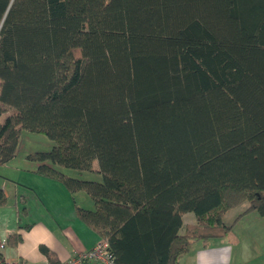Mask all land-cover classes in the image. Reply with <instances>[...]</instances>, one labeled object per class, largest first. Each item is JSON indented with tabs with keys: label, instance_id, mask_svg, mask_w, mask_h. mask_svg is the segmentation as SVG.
I'll return each instance as SVG.
<instances>
[{
	"label": "trees",
	"instance_id": "trees-1",
	"mask_svg": "<svg viewBox=\"0 0 264 264\" xmlns=\"http://www.w3.org/2000/svg\"><path fill=\"white\" fill-rule=\"evenodd\" d=\"M21 129L113 264H179L230 209L264 217V0H0V165Z\"/></svg>",
	"mask_w": 264,
	"mask_h": 264
},
{
	"label": "crops",
	"instance_id": "crops-1",
	"mask_svg": "<svg viewBox=\"0 0 264 264\" xmlns=\"http://www.w3.org/2000/svg\"><path fill=\"white\" fill-rule=\"evenodd\" d=\"M31 169L36 181L21 182L18 178L8 181L0 176V187L6 197V202L0 206L1 261L4 264L20 261L60 264L92 249L100 236L77 214V208L93 209L91 198L84 192L71 193L61 181L36 173L37 165ZM85 195L91 202L84 199ZM78 198H83V204ZM16 235L20 236L19 241L14 240ZM253 241L251 245L240 237L194 240L178 263L264 264V237ZM40 246L52 253V261L40 251Z\"/></svg>",
	"mask_w": 264,
	"mask_h": 264
},
{
	"label": "rangeland",
	"instance_id": "rangeland-1",
	"mask_svg": "<svg viewBox=\"0 0 264 264\" xmlns=\"http://www.w3.org/2000/svg\"><path fill=\"white\" fill-rule=\"evenodd\" d=\"M52 146L53 142L43 133L30 132L26 129H21L15 155L5 165L0 166V176L8 181L17 178L21 180V182L22 180L36 181L35 179L37 178H33L31 169L36 165V163L29 161L27 156L35 152H47L52 148ZM63 172L67 173L70 177L78 178L80 180H100L99 175L95 173L83 172L78 174L72 170H63ZM0 181L2 182V180ZM8 181L7 185L10 187L11 184ZM82 199L83 198H78V201L81 204H83ZM84 199H88V202H91L90 198L86 195L84 196ZM247 207L248 205L245 202L233 209H230L224 214L223 223L226 226L231 227L228 234L224 238L229 237V239H233V237H240L241 239H244L246 243L252 245L254 242L253 240L259 236L260 238H262V236L264 237V219H260L256 212L245 213ZM184 216V226L195 224V218L192 214H184Z\"/></svg>",
	"mask_w": 264,
	"mask_h": 264
},
{
	"label": "built area",
	"instance_id": "built-area-1",
	"mask_svg": "<svg viewBox=\"0 0 264 264\" xmlns=\"http://www.w3.org/2000/svg\"><path fill=\"white\" fill-rule=\"evenodd\" d=\"M3 244L0 245V248ZM99 263V264H113V260L109 254L108 244L104 240H99L92 249L75 255L74 257L61 262L60 264H82V263ZM13 264H27L23 261Z\"/></svg>",
	"mask_w": 264,
	"mask_h": 264
}]
</instances>
